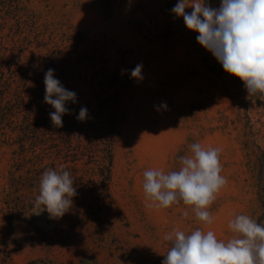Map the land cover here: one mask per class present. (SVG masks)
I'll return each instance as SVG.
<instances>
[{"label": "rangeland", "instance_id": "obj_1", "mask_svg": "<svg viewBox=\"0 0 264 264\" xmlns=\"http://www.w3.org/2000/svg\"><path fill=\"white\" fill-rule=\"evenodd\" d=\"M11 1L0 2V105L10 100L14 112L3 123L0 119V242L12 251L8 264H162L171 248L164 237L174 230L186 235L197 228L211 230L226 242L233 235L228 224L235 216L248 215L257 222L259 203L245 121L202 65V49L193 44L183 17L171 12L179 0H132L129 9H118L112 16L87 0H18L17 10L9 9ZM168 8L175 41L164 47L151 36L156 34V19L163 22ZM139 21L151 28V35L135 30ZM75 28L90 44L98 43L111 74L117 68L126 72L122 56L126 65H142L143 78L134 79L110 107L119 119V135L108 198L86 189L90 180H98L95 165L85 164V158L74 166L72 158H57L27 130L26 113L45 95V72L54 69L58 80L61 75L64 62H51V56L77 58V48L63 38ZM85 65L74 71V90L66 88L77 94L76 108L86 107L94 116L98 101L108 93L89 85L93 69ZM17 96L22 97L21 112ZM162 103L167 107H160ZM197 142L220 149V175L227 179L207 209L211 224L200 222L182 202L162 210L145 206L143 173L178 171L180 158L191 155V145ZM44 165V172L54 166L79 177L72 206L58 219L35 207L40 182L29 186L26 171ZM11 182L26 204L14 214L2 195Z\"/></svg>", "mask_w": 264, "mask_h": 264}, {"label": "clouds", "instance_id": "obj_2", "mask_svg": "<svg viewBox=\"0 0 264 264\" xmlns=\"http://www.w3.org/2000/svg\"><path fill=\"white\" fill-rule=\"evenodd\" d=\"M191 7L190 13L185 9ZM171 12L183 17L185 27L198 33L196 42L209 51L223 70L245 85L249 96L264 97V0H221L218 8L206 0H179ZM125 70H122V73ZM142 65L131 70V78L142 79ZM44 103L55 109L49 113L55 127H62V116L71 114L67 102L75 104L77 94L65 88L55 77V70L44 74ZM166 108V103H162ZM88 109L81 107L76 119L84 121ZM219 148L191 145V155L180 158L178 171L165 174L162 170L143 173L145 206L155 210L168 209L182 202L203 224L213 218L207 210L227 179L220 175L222 167ZM68 171L47 170L43 173L35 207L46 211L50 218L62 217L77 195ZM183 215L186 217L188 212ZM233 233L226 242L218 240L213 231L201 228L186 235L174 230L164 239L171 242L162 264H264V224L240 214L229 221Z\"/></svg>", "mask_w": 264, "mask_h": 264}, {"label": "trees", "instance_id": "obj_3", "mask_svg": "<svg viewBox=\"0 0 264 264\" xmlns=\"http://www.w3.org/2000/svg\"><path fill=\"white\" fill-rule=\"evenodd\" d=\"M87 1L98 5L107 16H112L118 9H129L132 5V0ZM11 2L9 9L11 10L13 8L17 10L18 0ZM220 2L221 0H206V3L214 8H218ZM169 15L170 9L168 8L164 11L165 19L163 22L156 19V34L151 36L164 47L172 46L175 41V32L171 28L170 22L167 21ZM30 20L33 25L36 24L33 15H31ZM44 26L47 29L45 24ZM135 30L144 36H146V32L150 35L152 34L151 28L141 21L137 22ZM73 31V33H63V38L77 48L73 50V52L75 51L77 53L76 60L70 56L65 58L62 55L51 56V62H64L61 65L59 80L65 88L69 87L74 90L75 69L80 64H88L93 69L90 74V80H88L89 85L95 90L98 89L101 93H108V95L98 101V109L94 112L95 115H88L84 121H78L76 119L81 107L76 108V104L67 102L66 107L70 109L71 114L62 116V127H55L50 120L49 113L54 112L55 109L44 103L43 99L40 103L36 101L32 103L31 111L26 113L29 117L27 130L28 133L32 134V137L38 140L36 143L42 144L44 149H49L57 158L61 157L65 162L69 158H72L70 162L73 166L85 158V164L95 165L97 169L95 175L98 177V180L97 182L90 180V185L86 189L88 192L96 190L100 196L105 195L108 198L113 171L114 143L119 135V119L110 107L112 103L118 101L121 92L131 85L134 80V78H131V70L135 67L133 65H126V58L122 56L121 64L126 66V72L121 73L120 69L117 68L111 74L109 72L108 61L99 51L98 43L94 42L90 44L86 34L77 28L73 29ZM188 32L190 33L193 44L198 45L202 49V65L206 71L215 76L219 81L228 100L235 106L238 115L245 121V128L247 129L245 135L249 140L246 146L248 144L252 146L253 170L255 172L259 203L257 223L264 224V97L249 96L244 83L239 78L226 73L222 65L217 62L212 54L196 42L198 33L190 30ZM78 49L80 50L78 51ZM78 80L81 81L82 79L79 78ZM83 80H87V78ZM0 98L1 101L4 100L3 93H0ZM9 102L10 100L6 101L5 105H0V119L2 123L9 116L12 117L14 115ZM22 106V97L17 96L16 108L19 110L17 112L22 111ZM88 106H91V104ZM253 117L255 120L251 124ZM45 169H47L46 165L31 168L30 171H26L27 178L32 182L29 185L30 188L34 187V182L41 181ZM49 169L56 171L54 166L49 167ZM62 171L59 170V172ZM70 176L74 181L73 186H79V177L75 175V172L71 173ZM97 183L100 184L98 187H92V185H96ZM18 191V186L12 182L2 190V195L6 194L8 197V201L3 199V203L11 207L12 214L18 213L26 205L24 200L21 199V196L17 195ZM11 194H15V197L9 200ZM11 260L12 251L8 244L2 240L0 242V264H8Z\"/></svg>", "mask_w": 264, "mask_h": 264}]
</instances>
